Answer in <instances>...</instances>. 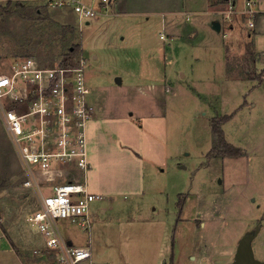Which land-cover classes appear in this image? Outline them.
Returning a JSON list of instances; mask_svg holds the SVG:
<instances>
[{
	"label": "rangeland",
	"instance_id": "rangeland-1",
	"mask_svg": "<svg viewBox=\"0 0 264 264\" xmlns=\"http://www.w3.org/2000/svg\"><path fill=\"white\" fill-rule=\"evenodd\" d=\"M215 1L112 0L104 14L80 19L70 6L0 0V73L27 56L64 63L79 45L67 59L83 62L86 99L101 119L86 122L89 167L37 175L44 194L54 183L84 179L100 196L85 226L59 220L67 239L90 249L91 264H229L246 228L257 231L252 250L264 260V79L255 87L259 80L225 79L241 64L223 45L252 28L239 0L231 12ZM257 40L264 45V36ZM252 71L248 77L260 79ZM224 115L220 126L237 155L216 146L211 123ZM22 174L0 118V224L12 240L1 238L0 264H25L26 254L55 264L25 220L38 203Z\"/></svg>",
	"mask_w": 264,
	"mask_h": 264
},
{
	"label": "built area",
	"instance_id": "built-area-1",
	"mask_svg": "<svg viewBox=\"0 0 264 264\" xmlns=\"http://www.w3.org/2000/svg\"><path fill=\"white\" fill-rule=\"evenodd\" d=\"M49 7L70 6L80 19L104 14L111 0H41ZM258 0H242L249 28L254 27ZM229 12L235 0H228ZM102 9H105L102 12ZM83 62L46 66L33 57L16 60L10 72L0 73V118L21 164L22 185L35 191L38 207L25 220L43 236L45 251L55 254L56 264H89L90 249L69 243L59 220L88 222L89 204L100 196L89 191L83 180H65L51 185L44 194L37 172L63 166L89 167L86 151V122L94 107L87 102ZM33 253H40L34 248ZM42 253V252H41ZM40 253V254H41Z\"/></svg>",
	"mask_w": 264,
	"mask_h": 264
},
{
	"label": "crops",
	"instance_id": "crops-1",
	"mask_svg": "<svg viewBox=\"0 0 264 264\" xmlns=\"http://www.w3.org/2000/svg\"><path fill=\"white\" fill-rule=\"evenodd\" d=\"M239 1H240V4H243L242 0H239ZM235 2H236V0H235ZM218 3L219 2L217 0L213 3V5L214 4L216 5ZM225 3H228V0H226ZM225 3H222V4H225ZM255 8L257 10V13H256V17H255L254 27H252V29H250V31H246L244 35L241 34L244 36V38L242 39L240 37L239 43L237 42V38L234 37V38H231L230 41H228L225 46L223 45L224 49L226 48V50L229 51L232 55L239 58V61L241 64L240 68H239V72H237V74L236 73H232V74L229 73V76H227L225 79H228L227 81H231V82L245 81L249 85L256 82V80H259L258 83L253 85L252 87H255L258 85L260 86L262 84L263 79H264V75H263V73H264V45H262L261 42L259 43V41L257 40V38H259L260 36H264V0H258ZM235 19L237 20V18H235ZM213 21H216V20H213ZM213 21L211 22L210 28L213 31H215V29L212 27ZM233 27H234V25L230 24L228 29H232ZM220 29H221V23H220ZM230 36L233 37L234 34L231 33ZM204 48H206V47L204 46ZM206 51H208V50H206ZM215 51H217V53L219 54V58L223 59V55L225 52L222 48V45L217 46ZM224 56H226V55H224ZM224 58L226 59V57H224ZM237 61H238V59H237ZM223 63H224V60H223ZM228 63L230 66H232L229 59H228ZM258 64H261V66L260 65L258 66ZM229 68H232V67H229ZM250 68L253 69V71H252L253 74H255V71L260 73V76H259L260 79H256V77H253V79L251 77H248V71ZM223 69H224V67H223ZM232 70H234V69H232ZM224 73L225 72H223V74ZM234 74H236V75H234ZM93 117L96 118V115L93 114ZM96 119H99V118H96ZM99 120H101V119H99ZM0 231L3 232L2 235H0V240L4 235L6 240L8 239L7 241L10 242L11 239L9 237V233H8L7 229L2 224H0ZM247 232H250L247 230V228L242 230L241 234H239V236H238L239 237L238 241L242 237V235H244ZM256 234H257V232H256ZM256 234H255V236H256ZM68 240L71 241V243H73V241L70 238ZM10 243H12V240ZM75 245H77V244H75ZM34 254H37V253H34ZM27 256L28 255L26 254V257H25L26 259H24L25 264H35V257L33 259H29ZM259 260H262V259H259ZM262 261H264V260H262ZM89 264H91V262Z\"/></svg>",
	"mask_w": 264,
	"mask_h": 264
},
{
	"label": "water",
	"instance_id": "water-1",
	"mask_svg": "<svg viewBox=\"0 0 264 264\" xmlns=\"http://www.w3.org/2000/svg\"><path fill=\"white\" fill-rule=\"evenodd\" d=\"M212 27L216 30H220V22L218 20L213 21ZM120 81L119 78H116ZM257 232V231H256ZM256 232H247L239 239L236 246V250L231 263L229 264H264V261L258 260L253 253L251 241L254 238ZM71 243V241H69Z\"/></svg>",
	"mask_w": 264,
	"mask_h": 264
},
{
	"label": "trees",
	"instance_id": "trees-1",
	"mask_svg": "<svg viewBox=\"0 0 264 264\" xmlns=\"http://www.w3.org/2000/svg\"><path fill=\"white\" fill-rule=\"evenodd\" d=\"M218 1L219 2H226V0H218ZM7 2H8V4H10L12 2V0H7ZM18 3H20V2H18ZM78 46L79 45L73 44L71 47H69L66 58L64 59L65 65H71L72 64L71 59H67V58H69V57L71 58V55L74 52H76ZM229 118H230V115H224L221 117V120L219 122H217L214 119L211 123V130L217 138V145L216 146H218V145L223 146L225 148L223 150L225 151V153L227 155H237L240 150L238 148H233L232 145H228V143H226L223 130L220 126V124L222 122H225ZM179 207L181 208V206H179Z\"/></svg>",
	"mask_w": 264,
	"mask_h": 264
}]
</instances>
